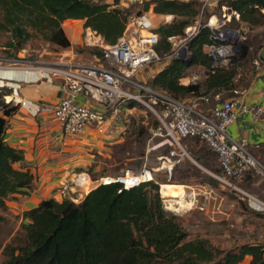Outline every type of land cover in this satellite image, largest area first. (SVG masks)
Here are the masks:
<instances>
[{
	"label": "trees",
	"instance_id": "obj_1",
	"mask_svg": "<svg viewBox=\"0 0 264 264\" xmlns=\"http://www.w3.org/2000/svg\"><path fill=\"white\" fill-rule=\"evenodd\" d=\"M140 3L141 8L133 13L136 3L126 7L120 0H0V38H6L4 46L14 57L34 39L67 49L72 44L63 22L79 19L83 20L84 27L100 34L106 43L115 44L130 16H141L153 5L154 14L173 16L169 22L162 19L157 23L156 32L160 36L157 50L161 52L169 50L168 37L181 35L184 27L195 23L200 15L201 4L196 0H142ZM222 5L239 14V20H232L231 26L237 22L253 29L264 24V0H219L209 9H218L220 13ZM209 42V30L202 28L188 44V61L172 59L147 84L181 100L215 92L230 97L238 85L246 86L255 73L254 69L239 70L250 60L247 38L239 53L227 65L217 68L212 67L210 57L203 51L204 44ZM192 68L204 71L205 77L195 83H183L182 78L188 76ZM11 93L12 88L0 87V223L11 232L12 217H19L21 233L16 243L3 247L5 257L1 264H237L250 256L254 260L249 264H264V243L244 244L222 251L206 238H190V234L164 210L159 182L155 179L127 188L118 182L100 183L80 202H74L68 195L60 200L47 198L33 208L14 214L7 201L13 199L14 194H28L33 188L34 176L29 170L15 167L23 160V151L5 140L7 119L19 107V104L4 100V96ZM127 104L130 108L139 105L135 100H127ZM212 104L211 99L201 107L205 110ZM158 123L156 119L152 128ZM147 129L145 125L128 129L122 141L110 146V150L114 149L123 157L119 164L123 165L124 159L142 157ZM182 140L194 142L189 153L198 163L213 168L212 157L218 162L216 154L198 138ZM199 142L201 147H198ZM126 152L130 155H124ZM134 164L140 169L142 161ZM190 168L198 171L194 165ZM218 170L217 174L223 176L219 162ZM88 174L96 179L91 167ZM105 174L103 168L99 176ZM254 177L264 179L253 170H247L241 179L233 181H252Z\"/></svg>",
	"mask_w": 264,
	"mask_h": 264
},
{
	"label": "built area",
	"instance_id": "obj_2",
	"mask_svg": "<svg viewBox=\"0 0 264 264\" xmlns=\"http://www.w3.org/2000/svg\"><path fill=\"white\" fill-rule=\"evenodd\" d=\"M196 1L201 4L199 18L195 23L185 26L181 35L168 37L170 47L167 51L157 50L160 36L152 25L141 23L144 14L131 15L122 36L115 44L106 43L96 31L83 27L81 43L93 51L94 61L91 63L76 62L64 57L58 60L31 59L24 55L26 50L23 49L16 57L0 58V70H38L42 77L58 80L62 95L57 102L44 105L40 110L51 114L64 134L73 136L82 134L89 125L103 124L108 111L112 109L109 103L127 100L144 102L146 98L147 102H152L157 107L152 108L159 122L150 130L152 138H159L163 144L171 147L166 156L160 157L162 163L166 162L164 168L168 177L181 157L187 154L180 143L181 139L198 138L217 156L223 176H215L216 179L245 195L254 204L256 211H264L263 200L230 183L241 179L247 170H253L264 177V165L247 150L243 140H235L226 132L227 127L240 114L251 113L253 117H257L263 113V107L248 104L241 89L234 90L230 97H224L222 92H215L181 100L164 91L153 89L139 79L140 73L152 63L164 65L175 58L188 59V44L202 28L209 30L210 42L204 44L203 51L210 57L212 67L227 65L239 53L245 32L230 25L232 20H239V14L229 6L222 5L218 15L211 13L204 19L207 10L214 7L219 0ZM204 77V71H199L182 78L181 81L185 84L195 83ZM0 87L11 88L1 77ZM76 96L92 100L103 107V110L77 103ZM211 99L213 104L204 110L202 103L207 104ZM4 100L14 104L21 103L20 99L9 95H5ZM146 173L151 174L150 171H145L140 176H132L127 172L108 178L107 181L101 177L96 183L118 182L127 188L147 181L143 178ZM86 176H77L79 185L90 186L86 179L89 175ZM129 176L133 180H128Z\"/></svg>",
	"mask_w": 264,
	"mask_h": 264
},
{
	"label": "rangeland",
	"instance_id": "obj_3",
	"mask_svg": "<svg viewBox=\"0 0 264 264\" xmlns=\"http://www.w3.org/2000/svg\"><path fill=\"white\" fill-rule=\"evenodd\" d=\"M128 2V0H124ZM132 8L133 13L141 8L140 2H135ZM130 4L126 5L129 6ZM210 13L218 15V9H209ZM209 12L204 15V19ZM141 23L143 25H152L157 28L152 22L151 17L144 13ZM163 19V18H162ZM166 20V18H164ZM169 21H171V18ZM73 22H63V26H71ZM234 27L244 30V37L247 38L248 54L250 60L247 65L240 68L254 69V61L258 60L260 63V50L264 48V24L253 29L245 28L243 25L234 23ZM242 30V31H243ZM6 38H0V58H13L14 55L9 54L5 45ZM72 48L78 52L83 58H90L92 51L85 48V46L72 42ZM25 56L31 59L43 60H58L60 57L68 58L69 55L63 53V50L44 43L40 39H34L26 46ZM17 55H15L16 57ZM189 57V56H188ZM89 60V59H88ZM90 63L89 61H86ZM161 66L160 63H152L146 67L139 75V79L144 83H148L151 75ZM199 69L192 68L188 75L197 74ZM2 78V76L0 75ZM244 87L238 85L237 89ZM139 105L130 108L127 101H114L109 103L111 105L112 113L107 114L106 120H112L114 125L122 127L119 133L120 141H122L125 131L145 125L148 131L144 136V147L142 157H135L133 159H124V164H119V159L123 157L115 153L111 149L109 153L111 157H99L98 163L105 168L106 174L104 178H114L121 174L129 173L132 176H140L145 171L151 172V178L157 180L160 184L159 194L162 196V205L168 216L174 217L176 221L190 234V238L203 237L211 241L219 250L228 251L230 249L240 247L244 244L250 243H264V211H256L254 204L243 195L241 192H233L223 186L221 181L217 182L218 176V162L212 157L211 165L213 168H207L195 161L190 155L189 150L191 145L194 146L193 141H180L182 147L187 153L178 164H176L170 177H168L166 165L162 163L160 157L166 156L171 147L163 144L161 140L152 138L151 128L155 125L157 119L152 108V102L137 101ZM125 107V109H122ZM207 106H204L206 108ZM111 117H113L111 119ZM201 143L199 142L198 147ZM124 155H130L126 152ZM113 156V157H112ZM142 161L140 169L135 167L134 162ZM194 165L198 171L188 169ZM189 166V167H188ZM132 176H129L131 178ZM216 176V177H215ZM220 178V176H219ZM240 190L257 196L264 201V179L254 177L252 181L243 180L241 183L230 181ZM9 216V215H8ZM13 230L6 231V225L0 223V264L4 260L3 247L8 244L16 243L17 238L20 237L19 217H12ZM250 256V255H249ZM254 258H246L244 262L237 264H249Z\"/></svg>",
	"mask_w": 264,
	"mask_h": 264
},
{
	"label": "crops",
	"instance_id": "obj_4",
	"mask_svg": "<svg viewBox=\"0 0 264 264\" xmlns=\"http://www.w3.org/2000/svg\"><path fill=\"white\" fill-rule=\"evenodd\" d=\"M141 1L120 0V3L126 6ZM145 13L155 25L161 22L162 18H166L165 22H169L168 18H173L171 15L154 14L153 5H150ZM67 21L73 22L71 26H63L71 44L74 42L82 45L83 20L67 19L64 23ZM62 50L69 55L68 58L63 56L67 60L81 63L94 61L92 54L90 58H83L72 46ZM259 56L260 63L258 60L254 61L253 77L240 89L244 91V100L250 105H261L263 113L257 117H253L251 113L240 114L238 119L227 127L226 132L235 140H243L246 148L264 163V48L260 50ZM165 65L161 64L155 73ZM0 75L12 88L9 96L21 100L18 110L7 119L5 140L9 145L23 151V160L17 162L15 167L29 170L34 176L33 188L28 194H14L13 199L7 201L10 210L18 214L37 206L42 199L60 200L64 195H68L74 202L82 201L102 177L99 173L103 167L98 163V159L109 157L110 146L120 141L119 133L122 127L114 125L115 122L109 119L101 125H89L78 136L64 134L53 116L40 110V107L59 100L62 94L58 80L42 77L38 70H0ZM75 101L99 111L103 110V107L82 96H76ZM111 113L110 110L108 114ZM90 167L96 174V179H92L88 174ZM85 174L89 175V178H86L89 187L79 185L77 181V176L87 177Z\"/></svg>",
	"mask_w": 264,
	"mask_h": 264
},
{
	"label": "bare ground",
	"instance_id": "obj_5",
	"mask_svg": "<svg viewBox=\"0 0 264 264\" xmlns=\"http://www.w3.org/2000/svg\"><path fill=\"white\" fill-rule=\"evenodd\" d=\"M172 171V170H171ZM171 175V174H170ZM143 178L145 179V180H150L151 179V174L150 173H146L144 176H143ZM133 180V178H129L128 177V180Z\"/></svg>",
	"mask_w": 264,
	"mask_h": 264
},
{
	"label": "water",
	"instance_id": "obj_6",
	"mask_svg": "<svg viewBox=\"0 0 264 264\" xmlns=\"http://www.w3.org/2000/svg\"><path fill=\"white\" fill-rule=\"evenodd\" d=\"M100 54H102V53L100 52ZM183 61H188V59H186V60H183Z\"/></svg>",
	"mask_w": 264,
	"mask_h": 264
}]
</instances>
